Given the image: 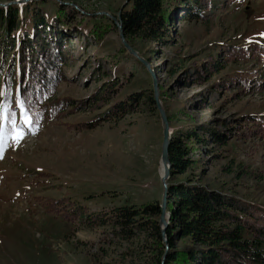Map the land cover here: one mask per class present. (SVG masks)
<instances>
[{
	"label": "rangeland",
	"instance_id": "374dc122",
	"mask_svg": "<svg viewBox=\"0 0 264 264\" xmlns=\"http://www.w3.org/2000/svg\"><path fill=\"white\" fill-rule=\"evenodd\" d=\"M12 1L0 7L25 6V23L44 15L53 38L62 31L67 44L49 100L58 105L25 125L19 102L0 103V115H11L0 119V264H153L150 239L141 231L121 239L110 220L113 208L158 201L162 192L150 75L124 50L110 17L93 14L116 16L124 0H63L76 7L60 3L62 25L57 0ZM164 2L173 15L169 40L133 43L154 70L171 136L194 130L203 140L190 149L197 164L174 181L240 198L264 224V0H201L207 7L193 20L181 15L199 0ZM135 92L130 111H112ZM13 119L24 133L19 143Z\"/></svg>",
	"mask_w": 264,
	"mask_h": 264
},
{
	"label": "trees",
	"instance_id": "16d2710c",
	"mask_svg": "<svg viewBox=\"0 0 264 264\" xmlns=\"http://www.w3.org/2000/svg\"><path fill=\"white\" fill-rule=\"evenodd\" d=\"M201 4L199 0L189 11L185 10L181 19H198L202 9L207 7ZM56 6L53 16L62 25L68 14L62 10L61 4ZM24 8L23 5L19 8L0 7V103L19 102L32 124L41 111L46 113L45 105H58L49 100L59 79L61 47L67 42L59 41L62 31L57 32L59 37L53 38L52 24L43 19L44 15L30 17L25 23V17L20 15ZM120 18L125 38L136 50L134 38L162 43L169 40L173 15L164 0H129L121 9ZM30 33H34L33 40L27 35ZM15 48L18 51L11 55ZM2 65L12 66V69L9 67L2 73ZM139 98V93H132L126 100L115 102L111 109L113 112L130 111ZM148 100L154 106L152 94ZM40 101L43 103L38 104ZM48 109V115H51L52 108ZM209 132L213 142L224 144L222 135L214 130ZM201 141L194 130L171 136L168 146L170 184L166 202L170 216L165 229L168 248L163 262L164 243L158 225V201L113 208L110 220L117 228V235L127 239L136 232H143L151 242V254L147 259L153 264H264V224H257L258 218L250 213L247 203L219 189L194 183L191 178L174 181L176 175L186 173L197 164L198 159L190 154V149L193 143ZM262 220L264 222V217ZM184 240L186 244L179 247L177 242Z\"/></svg>",
	"mask_w": 264,
	"mask_h": 264
},
{
	"label": "water",
	"instance_id": "95a60500",
	"mask_svg": "<svg viewBox=\"0 0 264 264\" xmlns=\"http://www.w3.org/2000/svg\"><path fill=\"white\" fill-rule=\"evenodd\" d=\"M26 1H29V0H13L12 3H23ZM57 1L59 4L60 3L61 4H71V5L76 7L75 4L69 3L67 1H63V0H57ZM128 1L129 0H124L122 2L116 16L110 15L106 11H96L93 14L106 15V16L110 17V19L112 20V22L116 26L118 39H119L122 47L124 48V50L144 66V68L146 69V71L148 72V74L150 75V78H151L152 99H153L154 106H155L157 113H158V117H159L160 125H161V134H162V139H161V143H160V154H159V164H160L162 170H161L160 176L158 177L160 184H162V192H161L160 198L158 200V206L160 208V214L158 217V225H159V229H160L161 239H162V242L164 243V251H163V254L161 256V262H163L165 251L168 248L165 229L169 223V216H170L169 211L166 208V202H167L168 186L170 184L168 181L169 170H170V160L168 157V146H169V143L171 140V132H170L169 123H168V119H167L165 109H164L163 104L159 98L158 84H157V80L155 77L154 70L151 68L150 63L143 56H141L136 49H134L129 44V42L125 38V35H124L122 27H121L120 12H121V9L123 8V6Z\"/></svg>",
	"mask_w": 264,
	"mask_h": 264
},
{
	"label": "snow or ice",
	"instance_id": "6c2138e0",
	"mask_svg": "<svg viewBox=\"0 0 264 264\" xmlns=\"http://www.w3.org/2000/svg\"><path fill=\"white\" fill-rule=\"evenodd\" d=\"M8 109L5 107L3 109L4 113H7ZM0 119L3 120H9L8 115L4 114V115H0ZM25 124H29L31 123V121L25 116V120H24ZM11 124H12V128H13V135H12V139L15 140L17 143H19L20 139L23 138V131L21 129L18 128L16 121L13 119L11 120ZM3 134L2 131H0V150L3 149Z\"/></svg>",
	"mask_w": 264,
	"mask_h": 264
},
{
	"label": "bare ground",
	"instance_id": "6f19581e",
	"mask_svg": "<svg viewBox=\"0 0 264 264\" xmlns=\"http://www.w3.org/2000/svg\"><path fill=\"white\" fill-rule=\"evenodd\" d=\"M161 166H160V164H159V166H158V174H159V176H160V174H161ZM162 185V184H161Z\"/></svg>",
	"mask_w": 264,
	"mask_h": 264
}]
</instances>
